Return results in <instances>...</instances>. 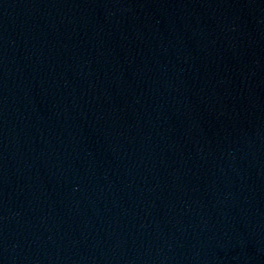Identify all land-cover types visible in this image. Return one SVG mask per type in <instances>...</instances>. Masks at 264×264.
<instances>
[{"label":"water","instance_id":"1","mask_svg":"<svg viewBox=\"0 0 264 264\" xmlns=\"http://www.w3.org/2000/svg\"><path fill=\"white\" fill-rule=\"evenodd\" d=\"M0 264H264V0H0Z\"/></svg>","mask_w":264,"mask_h":264}]
</instances>
